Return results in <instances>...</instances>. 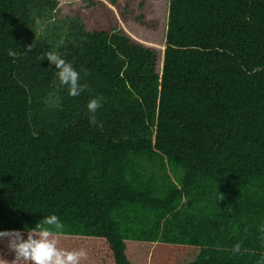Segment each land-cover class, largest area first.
I'll use <instances>...</instances> for the list:
<instances>
[{
  "label": "trees",
  "instance_id": "1",
  "mask_svg": "<svg viewBox=\"0 0 264 264\" xmlns=\"http://www.w3.org/2000/svg\"><path fill=\"white\" fill-rule=\"evenodd\" d=\"M109 2L61 10L72 97L40 60L57 0H0V231L56 214L81 264H264V0Z\"/></svg>",
  "mask_w": 264,
  "mask_h": 264
},
{
  "label": "clouds",
  "instance_id": "2",
  "mask_svg": "<svg viewBox=\"0 0 264 264\" xmlns=\"http://www.w3.org/2000/svg\"><path fill=\"white\" fill-rule=\"evenodd\" d=\"M33 45L26 46V52L30 53ZM9 56L16 57V51H9ZM47 59L50 64L55 65L57 77L61 85L68 87V94L72 97L80 95L87 89V85L80 84V73L74 69L58 52L48 51L40 60ZM101 107V98H92L87 104L91 114L89 123L96 124L95 113ZM223 199L222 196H220ZM64 224L56 214L44 216L35 226L27 230L24 238L21 231H0V242L6 241L7 250L13 254L11 261L0 256V264H81L87 259L84 249H66L60 247V237L63 234ZM235 253L240 252V244L233 248Z\"/></svg>",
  "mask_w": 264,
  "mask_h": 264
},
{
  "label": "rangeland",
  "instance_id": "3",
  "mask_svg": "<svg viewBox=\"0 0 264 264\" xmlns=\"http://www.w3.org/2000/svg\"><path fill=\"white\" fill-rule=\"evenodd\" d=\"M81 1L57 0L58 5L54 10L50 11L46 8L45 11L41 10V13L37 14L35 21L37 33L47 45L53 48L52 51L57 52L59 48H63L66 42L72 40L67 34L75 31L74 25L61 10H67L69 5H75Z\"/></svg>",
  "mask_w": 264,
  "mask_h": 264
}]
</instances>
